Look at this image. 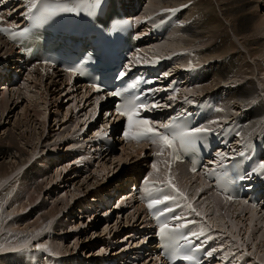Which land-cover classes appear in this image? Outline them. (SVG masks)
Returning <instances> with one entry per match:
<instances>
[{
	"label": "rangeland",
	"instance_id": "374dc122",
	"mask_svg": "<svg viewBox=\"0 0 264 264\" xmlns=\"http://www.w3.org/2000/svg\"><path fill=\"white\" fill-rule=\"evenodd\" d=\"M247 1H248V5H251L252 8L254 9V10L252 9L251 11L253 16L258 17V18L264 17L263 16L264 15V0H247ZM224 2L225 1L222 0L221 2L218 3L220 4L221 9L223 8V13L225 14L223 18H225L226 21H228L227 25H225V28L223 30L221 26L219 27L221 30L218 29L217 34L213 32L210 35L206 34V37L208 38L211 36V38H209L207 42L203 41L204 39L202 37H201L202 39L197 40V36L194 33L188 36L187 34L184 35V33H181V36L182 38H187L189 40L195 41L194 43L196 44L195 45L196 47H193L191 50L194 51L193 52L194 54L198 53L199 57H201L202 61L199 62V65H198L199 67L197 66V68L198 69L200 68V71L202 72V74L206 75L205 78L206 80H208L207 86L208 87L211 86L210 88L212 89L208 91L210 92L212 91L211 94H214L213 91H220V92H225V94H228L227 98H224V99H226L227 101V106L232 107L231 112L237 114L238 116H240V118L245 119V117L248 116L246 109L244 108L239 109L238 107L233 106V102H234L233 99L236 96L235 94L240 95L239 91L241 90V85H239L240 79H239V82H235L236 80H234V78H236V74H235L236 70L234 69V72L229 73L227 77H223V76L221 77V75L218 77L217 76L218 70L215 67L217 65H220V63L223 64V59L227 58L228 57L227 55L233 50L236 53L235 54L236 57L240 56L238 57V62H239L238 69L240 72L250 69V68L245 69V67H242L244 65H248L251 68L253 67L252 70L251 69L249 70L250 72H253L256 67L258 68V66L260 68L262 66L264 67V42H263L264 37H263V40H261L259 44L257 43L256 45L254 43L253 44L248 43V40H253L254 38H256V36L254 38L251 37V35L254 33L253 31H250L248 33H243L242 35L240 34L236 35L238 39H236L234 36L231 37L228 34H226V32L230 31L229 27H231L232 25L229 22L231 21V19L228 18V17H231V15L228 16L227 14V11H229V9L227 8V6H225ZM164 4H169L171 7L173 4H176L178 6L180 5L179 9H181V6H182L181 10L183 11V13L181 14L180 19L183 24L181 23V25H186V23L191 24V22L193 21L197 22V20H201V22L199 21L198 26H201L202 28H204L205 31H210V28L212 25L210 24V22L212 23L213 20L222 21V17L220 15L221 12L218 11L219 12V15H218V12L215 10L216 8H214V5H218V4H214V0H196V1L179 0V2H177L176 0H165ZM185 5H187V7H185ZM199 5L201 7H199ZM217 9L220 10L219 8ZM190 12H191V15H190ZM211 14L216 15V19H215V16H212ZM171 15L172 14L169 13L166 18L170 17ZM187 17H191L190 18L191 20L188 21ZM177 22L180 23L179 20ZM219 30H220V33H219ZM217 35H219V37L221 35L225 36V42L222 43V46L220 49H216L215 44L216 45L219 44L220 40L223 37L219 38L220 39L219 40ZM215 37L218 40H216ZM244 37H247L248 40L245 39ZM235 39L238 44V48L237 49L234 48L233 50L232 48H229L227 51L226 50L227 46L229 45L230 42H235L234 41ZM199 41L203 43H200ZM239 41L241 43L243 42L245 43L240 44ZM247 46H249L248 47L249 51L246 48ZM224 49L226 50V54H227L226 56H224L223 55L224 53H222ZM244 49L247 50L250 56L251 54L255 56L254 58L253 56H251L253 61L252 60L248 61V59L246 58L247 55L245 54ZM153 50L154 49L151 48L149 51H153ZM191 50L190 52H192ZM225 50L223 52H225ZM256 50L261 53L257 52L256 54L255 53ZM240 51H242L243 53ZM259 55L260 56L263 55V57L262 56L260 57ZM256 56L258 58L260 57L259 58L260 61L257 60L258 58H256ZM242 58L244 59V61L241 60ZM253 63L255 64V66ZM263 67L261 69L258 68L259 69L258 71L260 74L258 75L259 77L262 76V79H264V72L260 73V71L264 70ZM189 68L191 69V67ZM239 71H238V76L240 74ZM233 74L235 75V77ZM218 78L219 79L221 78L220 80L225 85H222L216 88L215 90V86L212 84H214V81H216ZM230 80H231V83H230ZM232 82H235V83H232ZM47 83L49 82L47 81ZM32 84H35V82H33ZM32 87H34V85ZM31 89L32 88H30L29 90ZM54 89L55 88H52V90ZM29 90L25 94H23L22 97L19 98L20 100L17 102V104H13L12 106H10L11 110L6 113V116H7L6 119L4 117L2 123L0 122L1 123L0 125V147L2 146H7V148L10 147V151L12 150V153H15L14 151H17L18 155H20L21 157L20 159L14 158V160L17 159L19 161L21 159L26 158L28 154L29 156H32L33 151L35 150L34 148L36 146L39 147L37 152L41 154H39V156L36 155L37 158L39 159L37 162L35 161V157L32 161V163L35 161L38 164L36 165V167L34 166V170L33 168H31L32 171L30 172V178L34 180H37L38 178L37 184L38 183L40 184V185L38 184L40 193H39L37 202L35 203V208L39 209L41 212L45 211V216L40 217L41 219L39 217L37 218L36 212L33 210L34 208L32 207L28 209L26 208V204L29 205V203H26V201H28V194L26 195L27 196L26 198H25V195L23 196V202L26 204L22 203V209L18 208V206L15 207L13 205V203L15 202L16 192L20 191L19 183H21V181L16 182L17 184L14 183L16 185L15 186L13 183H10V185H8L9 179L7 180L8 182L6 180L5 181L0 180V264H24L22 259H27L28 264H40L39 263L40 259L46 262H49L51 264V260L53 258H57L58 260L57 264H101L104 261L115 262V259H118L119 255L116 257L114 255L118 253L122 254L123 252L126 251L124 249L128 247V244L126 243V238L128 237L127 234L128 233L130 234L132 230L125 231L124 227L126 226L122 225V223L124 224V221L123 219H121V215L120 216L117 215V219H114L112 223L107 224L108 219L106 220V222L101 220L100 217L102 216H99V214H96L98 216H95L93 214H88V213L85 214V212H90L94 210L95 208L94 204L96 206L97 203L94 202L93 204L92 201L100 197L102 193H109L110 189L115 190L117 188L118 184L116 182H119L118 178H121L122 182H125V180L127 181L130 178L129 168H130V164H133V161L129 163L126 161V158H125V162L119 163L118 158L121 156L120 151L118 152V156L116 155L112 159H110V156L114 155V151L116 150L112 151V153H109L107 155L105 154L104 158L106 159L105 160L103 159L101 163H108V165H106L108 167L107 177L109 178V180H115L114 187L112 184H110V187L109 186L105 187L104 181H101L100 177H97L95 179V174L94 175L92 174L93 168H94L93 166L91 169H88L89 167L86 168L83 165V163L86 164L85 160H79L77 163L75 161L77 159H72L73 158L72 154L77 153V150L73 151L75 147L79 146L81 147L80 150L83 151L85 150V144H88L89 138L87 137L85 139L83 138L86 136L87 131L85 132V134L84 133L82 134V140H84V142L82 143L84 144L83 148H82V144L80 143L81 135L79 136V133L81 132L82 129H84V126L89 121L88 119L89 110H87L86 107L84 108L83 106H80L78 104L74 105L72 98L68 96L66 93H63L61 95L60 94L55 95L54 100H53L54 93L51 94L49 97V102H52V103L50 104V106H47L44 103V101L42 102L41 100H39V93H41V91L38 88L37 90H34V92L38 93V96L36 95L38 98L37 97L33 98L35 93H31L28 95V92H30ZM55 90L56 92H59V90H63V89H60V87H58ZM73 95L77 96L78 93H74ZM222 96L224 97V95ZM222 96L221 95L219 97L214 96V98L220 99V97ZM16 97L17 96L15 97L10 96L11 104L13 103L12 100L14 98H15L14 100L16 101ZM78 101H79V98H78ZM26 106L36 107L37 112L41 113L42 118L41 117L38 119L36 117L33 118V112H31L32 114L30 113L28 115V119H27L28 123H27V121L24 119L25 117H23L22 115V113L24 112L23 109ZM37 106H40V108H38ZM15 107L16 109H14ZM45 108L46 109L48 108V111H46ZM31 111H35V110L31 109ZM234 117L235 116H232V118H229V119L233 120L235 119ZM35 120H38V122L41 124L47 123L46 128H44L46 130L42 129V126L39 124L36 126ZM77 123H78V127H76ZM234 125H235V130H237L236 123L235 124L232 123L231 127H233ZM259 125L261 128L258 127ZM259 125H256V127H254L256 129L254 128L252 129L253 131L252 133L257 134L256 131H258L257 135L260 134L263 124L259 123ZM70 129H74V131L71 132L69 131ZM79 129L80 131H78ZM74 132L76 133L78 132V133L76 134ZM19 134H21L20 136L21 138H23L22 141L24 140L23 143H27L30 140L34 148L33 147L29 148L27 146H25L24 148H21L23 146L20 147L18 144L12 143V140L13 142L14 141H16V143L18 142L17 139L20 138ZM68 149H70L71 151ZM94 161H95V157H93L92 163ZM6 162L9 163L10 159L5 156L3 159H0V166L6 167L4 165V164H7ZM99 162L100 161H98V163ZM98 163H95L94 165L96 166ZM121 167L122 169H120ZM26 169H28V165L27 166L24 165V167L20 169L19 173L23 172ZM65 169L67 170L65 173H63ZM19 173L17 172L14 175H12L10 180H12L16 176V174L18 175ZM96 180L99 183H97ZM12 184L13 186H11ZM87 187L89 188L87 189ZM108 187L109 189L107 190ZM76 189H78V192H80L81 194L84 193V195H82L81 198H79V194L76 191ZM24 191H27V190H24ZM72 196H75L74 200H72ZM49 208L53 210V214H48L49 213L48 211L50 210ZM85 208L87 210L83 211V209ZM81 210L84 212V215L82 216L79 214ZM247 214H244V217L246 219L250 215V214L248 215ZM114 218H116V216H114ZM218 219H213L217 227L219 223H221V218H218ZM125 222H127V220ZM263 227H264V224L262 225L261 228L263 229ZM220 229L225 230V228H222V227H220ZM103 230H106V232ZM224 235H225V240L227 237H230V238L232 237V236L227 235L225 232H224ZM131 236H133V233H131ZM76 238H77L76 240L77 247H75V242H74V239ZM231 243H233V240ZM38 244L45 245L46 248L49 249V251L37 250L36 246ZM112 248L114 249L112 250ZM128 249L129 248H127V250ZM111 250L114 253L110 252ZM235 251L238 252L237 249H235L234 252ZM258 252L259 253L261 252L260 253L261 255L264 254V248L260 249ZM121 261H123V259H119L118 264H123L121 263ZM231 261L234 264H238V256L233 258V260ZM250 262H251L250 264L253 263L252 260Z\"/></svg>",
	"mask_w": 264,
	"mask_h": 264
},
{
	"label": "bare ground",
	"instance_id": "6f19581e",
	"mask_svg": "<svg viewBox=\"0 0 264 264\" xmlns=\"http://www.w3.org/2000/svg\"><path fill=\"white\" fill-rule=\"evenodd\" d=\"M19 1L20 2H23L24 0H19ZM128 1L131 2V3H133L136 0H128ZM176 1L179 2V0H176ZM189 1H191V0H189ZM194 1H196V0H194ZM221 1L222 0H214V4H218ZM224 1H225L224 2L225 3V6H227V8L229 9V11H227V14H228V16L231 15V17H228V18L231 19V21H229V22L232 25V26L230 25L231 27L228 26L230 28L229 29L230 31L226 32V34H228L231 37L234 36L236 39H238L236 37V35H239V34L242 35L243 33H248L250 31H253L254 33L251 35V37L254 38L256 36V38H254L253 40H248L247 37H244V38L248 40V43L249 44H253V43L256 44V45H257V43L259 44V42L261 40H263V37H264V17H259L258 18V17L253 16L252 15V12H251L253 8H252L251 5H248V1L247 0H224ZM144 2L145 3L143 5V7H142V11H143L142 13L145 16H147L149 14H153V16L155 17V19L157 21V25H156V27L153 30V35H155L159 39L153 45H150V46L153 47V46L156 45L154 47V49H155L154 51L158 55H168V54L171 53V56H172V57L170 56L171 57V59L169 60L170 67L167 68L166 74L168 76H175L174 73H176L177 71H182V68H184V67L187 70V66L188 67H192V65H193L194 72L197 75V77L200 79V81H198V82L199 83H203L204 82V83H203V85H197L196 84L195 87L192 85L190 89L188 88L189 89L188 91L190 92L191 96L194 97V98H191V99H193V103L192 104H195L199 98H202L201 101H203V99H204L206 103H209L210 102V99L207 96V94L208 93L211 94L212 91L211 92L208 91V90L211 89L210 88L211 86L210 87L207 86L208 85V80H206V78H205L206 75L205 74H202V72L200 71V68L198 69L196 67V66L199 65V62L202 61L201 60V57H199V54L198 53L197 54H194L193 53L194 51L191 50L193 47H196L195 46L196 44L194 43L195 41L189 40L187 38H182L181 33H184V35L187 34V36L194 33L197 36V40L203 38L204 39L203 41H206L207 42V40L209 38H211V36L208 38V37H206V34H209L210 35V34H212V32L217 34V30L220 29L219 27L222 26V30H223L225 28V25H227V22L228 21H226V19L223 18V16L225 15L223 13V8L221 9L220 4L214 5V8H216L215 10L217 12L218 11L221 12L220 15L222 17V21H214L213 20L212 23L210 22V24L213 25V27H212V25H211V28L209 27L210 28V31H211L210 32V31H205L204 28H202L201 26H198L199 21L201 22V20H197V22L193 21V22H191V24H187L186 23V25H181L182 22L181 21H180V23L177 22L178 21V19H177L178 17L177 18L175 17L173 19L174 22L171 23V20L172 19L170 17L166 18L169 13L165 12L164 10H166V9H179L180 8L179 7L180 5L178 6L176 4H173L172 7H171L169 4H164L165 0H144ZM199 7H201V6L199 5ZM217 8H219L220 10H218ZM181 9H182V6H181ZM219 12H218V15H219ZM192 14H194V13H192ZM198 14H199V12H198ZM190 15H191V12H190ZM212 16H215V19H216V15L213 14ZM190 18L191 17H187L188 21L191 20ZM205 19H206V17H205ZM194 20H196V19H194ZM217 20H218V18H217ZM210 24H208V25H210ZM196 26H198V27H196ZM177 27H179V28H177ZM161 28H163L164 30H161L160 31ZM220 30H219V33H220ZM231 32H232V34H231ZM219 35H217L218 36V39L219 38H222V37L223 38L221 40L219 39L220 40V43L219 44L216 45L215 44L216 42L214 43L216 49H220L221 46H222V43L225 42V36L224 35L223 36L221 35L219 37ZM257 35H259V36H257ZM218 39L216 38V40H218ZM236 39L234 40L235 42H230L229 43V45L226 48L227 51H228L229 48H232V50L234 48L235 49L238 48V44L236 42ZM212 40H214V39H212ZM216 40H214V41H216ZM263 42H264V40H263ZM200 43H203V42H200ZM239 43L240 44H243L245 42L241 43L239 41ZM5 47H6L5 43L0 41V58L2 57V55H4L6 53L7 48H5ZM248 47L249 46L246 47L247 50H248ZM251 48H253V47H251ZM260 48H261V46H260ZM190 50L192 52H190ZM226 50H225V52L222 51V53H224L223 54L224 56L227 55L226 54ZM247 50L244 49V52L247 55V57L246 56H244V57H246L248 59V61H250V60H252L251 56H253V54H251V56H250L249 53L247 52ZM146 51L141 52V55H143V56L149 55L150 57H154L155 56V55H152V54H148ZM162 51L164 52V54L161 53ZM186 51L188 52L187 53V57L184 58L182 56V52H186ZM240 52H242V51H240ZM257 52H259V51L256 50L255 53L257 54ZM259 53H261V52H259ZM235 54L236 53L233 50L232 52H230L227 55L228 56L227 58H224L223 59V64L220 63V65H217L216 67L215 66L214 67L217 68V70H218V73H217V76L218 77L220 75H221V77L222 76L223 77H227L229 75V73L234 72V69L236 70V73H235L236 74V78H234V80H236L235 82H239V79H240L239 85H241V90L239 91V94L240 95L235 94L236 96L233 99L234 100L233 106L234 107H238L239 109H242V108L246 109L248 116H246L245 119H244V118H240V116H238L237 114L231 112V108L232 107L227 106V101L222 96V95H224L223 93H225V92L213 91L214 92V96H218L219 97L221 95L222 97H220V99H215L214 98L211 101H216V104L217 105L220 104V106L222 107V109L224 111H221L219 114H216L215 116H213L211 114L209 116V118H210V120H218L220 122L219 125H218L219 126V130L222 133H225V132H227L229 130V128H234L235 127V125L233 127H226L225 126L226 125V120H229V118H232V116H235L234 118L236 120L235 119H233V120L230 119V120L232 121L233 124L236 123L237 124V127L239 126V128H237V130L234 131V136H231V139L229 140L230 143H227V145L229 147L228 150H232V151L233 150H238V148L241 147V150L242 151H246L249 147H252L254 145L255 140H258V142H262V143L264 142V129H263L264 128V96L261 95L262 93H264V79H262V76L259 77L260 74H259V71H258L263 66L261 68L258 66L259 69L256 67L253 72H250L249 70L250 69L252 70L253 67L251 68L248 65H244L242 67H245V69L246 68H250V69L249 70H246V71H241L240 72L239 69H238L239 68L238 67V63H239L238 62V57H240V56H237L236 57ZM204 55H206V54H204ZM261 56L263 57V55H261ZM173 57H174V60H173ZM241 57H243V56H241ZM254 57L255 56H253V58ZM256 58H258V57L256 56ZM259 58L257 60H259ZM241 60L244 61L243 58ZM243 61H242V63H243ZM244 64H245V62H244ZM258 65H260V64H258ZM250 66H252V65H250ZM254 66H255V64H254ZM242 67H241V69H242ZM190 70L191 69L189 68V71ZM238 71L240 73L239 76H238ZM261 72H264V70L263 71H260V73ZM44 76H46V78H44ZM47 76L48 75H43V74H37V73H35L33 75V80H31V82H28V83H26V84H24L22 86H19L16 91L15 90L12 91V92L9 91V93H7L5 91L6 89H4V88H6L5 83H1V87H0V97H1L0 98V122L2 123L4 117L6 119V117H7L6 116V113L11 110L10 109V106H12L13 104H17V102L20 100L19 98L22 97V95L25 94L30 88H32V89L29 90L30 92H28V95L31 94V93H35V95L33 96V98L34 97H37L38 96V93L37 92H34V90H37V88H38L41 91V93H39V100H41L42 102L44 101V103L47 106H50V104L52 103V102H49V97L53 93H54L53 94V97L55 95H58V94L61 95L63 93H66L68 96H70L72 98V101H73V104L74 105L78 104V105L81 106V104H79L80 101H78L77 96H74L73 95L74 93H78V94L81 93V90H80L79 87H77L76 89H72L71 87L63 86V83H62L63 75L61 73H58L57 76H54V75H49L48 77ZM213 77H215V76H213ZM234 77H235V75H234ZM220 79L218 78L216 81H214V84H212V85L215 86V90H216V88H218V87H220L222 85H225ZM47 81L49 83H47ZM33 82H35V84H32ZM235 82H232V83H235ZM183 83H184V86L183 87H185V85L189 83V79L187 78L185 81H183ZM227 83H226V85H227ZM230 83H231V80H230ZM33 85H34V87H32ZM58 87H60V89H63V90H59V92H56L55 89L58 88ZM52 88H55L54 89L55 92H54V90H52ZM1 90H3V91H1ZM169 95H173V93H169ZM10 96L11 97L17 96L16 97V101L14 100L15 98L12 100L13 101L12 104H11ZM54 99H55V97L53 98V100ZM59 99H60V97H59ZM246 102H247V104H246ZM34 104H35V102H34ZM73 104H72V106H73ZM30 107L31 106H26L23 109L24 112L22 113V115H23V117H25L24 119L27 121L28 115L31 112H33V118L34 117H36L37 119L40 118L41 117V113L37 112L36 107H33V106L31 108ZM37 107L40 108V106H37ZM83 107L85 108V106H83ZM14 109H16V107ZM31 109H33L35 111H31ZM86 109H87V107H86ZM45 110L48 111V108L47 109L45 108ZM74 110H76V109H74ZM43 115H45V114H43ZM67 115H68V113H67ZM218 116H220V117H218ZM85 117H86V115H85ZM1 123H0V125H1ZM24 123H25V121H24ZM27 123H28V121H27ZM222 123H223L224 126L222 125ZM259 123H262L263 126H262V129H261V132L259 131L260 134L258 135V139H255L254 133H252L253 132L252 129L254 127H256V125H259ZM35 124H36V126L38 124L41 125L42 126V129H44V128H46V124L47 123H42L41 124V123L38 122V120H35ZM24 126H26V125H24ZM212 126H215V124H212ZM76 127H78V123L76 124ZM258 127H260V125ZM44 130H46V129H44ZM256 132L258 134V131H256ZM74 133H76V132H74ZM80 133H79V136H80ZM84 134H85V132H84ZM257 134H255V135H257ZM20 135L21 134H19V136ZM238 135H241V136H238ZM81 136H82V134H81ZM20 138H21V136H20ZM19 139H17V141H18L17 143H16V141L13 142V140L12 139L11 140H12V143L18 144L20 147L23 146L21 148H24L25 146H27L29 148H32L33 147V145L30 142V140L27 143H23V141H24V140L22 141L23 138H21L20 140ZM4 140H6V139H4ZM4 140H3V142H4ZM67 141H69V140H67ZM245 144H247L248 147H244ZM83 145L84 144H82V148H83ZM89 145L90 144H85V150H83V151L80 150L81 147H79V146L75 147L73 149V151H76L77 150V153H73L72 154V157H73L72 159H77V160H75L77 163H78L79 160H86V164L87 165L85 163H83V165L86 168L89 167L88 169H91L92 166L94 167L92 174L93 175L95 174V179L97 177H100L101 178V181H104L105 187H107V186L110 187V184H112L113 187H114L115 180H109V178L107 177V175H108V167L106 165H108V163H101V161H103V159L105 160L106 158H104V155H103L99 159L100 162L95 166L94 164H95V162H96V160L98 158L96 156V152L95 153H92V152H90V150H88ZM38 148H39L38 146H36L34 148L35 150L33 151V155L32 156H29V154H28L26 158L21 159L19 161L17 159L14 160V158L20 159V157H21L20 155H18V152L17 151H14L15 153H12V150L10 151V147L9 148H7V146L0 147V159H3L5 156L10 159V162L9 163L6 162L7 164H4L6 167L0 166V177H1L0 180H2V181H5L6 180L7 181L9 179V182L7 181L8 182V185H10V183H13L14 184V183H16L18 181H21V183H19L20 186L18 185L20 187V191L16 192L15 202L13 203V205L15 207L18 206V208L22 209V203L23 204L29 203V205L26 204V208L27 209L28 208H31V207L34 208L33 210L36 212L37 218L38 217L40 218V217L45 216V211L44 212H41L39 209H36L35 208V203L37 202V199H38V196H39V193H40V190H39V185L40 184L39 183H38L39 185L37 184L38 178H37V180H34V179H31L30 178V172L32 171L31 168H33V170H34V166L36 167V165L38 164L36 162L39 160L37 158V156H39V154H41V153H38L37 152L38 151ZM91 149H92V151H94V147H91ZM68 150H70V149H68ZM140 154H141L140 152H137V153H129V151H123V154L118 158V162L119 163L125 162V158H126V161L129 162V163L131 161H133V164H130V168L131 169L129 168V170H130L129 177L130 178H132L136 174L137 169H139V165H138V162H137V158L136 157L139 156ZM34 157H35V161L36 162L34 161L32 163ZM93 157H95V161L92 163ZM16 162H17V164H16ZM77 163H76V165H77ZM24 165H26V166L28 165V169H26L23 172L19 173L20 172V169L22 167H24ZM140 168H142V167H140ZM120 169H122V167ZM66 170L67 169H65L63 173H65ZM179 170L182 172L183 171V168L180 167ZM17 172L19 174L18 175L16 174V176L12 180H10L11 176L14 175ZM112 175H114V174H112ZM181 180H183L182 181V184L185 187H188L189 186V183L191 182V181H188L187 182L184 179H181ZM51 181H52V179H51ZM118 181L119 182H116V183L118 185L119 184L122 185L121 184V182H122L121 181V178H118ZM96 182L99 183L97 180H96ZM192 183L194 184L193 181H192ZM13 184L11 186H13ZM109 187L107 188V190L109 189ZM88 188L89 187H87V189ZM24 190H27V191H24ZM191 190H194L195 191L194 192V196L200 195V197H202V201H206L207 200L204 197L207 194V192H208L207 189H205L204 193H202L199 188H197V189L192 188ZM15 191H16V189H15ZM76 191L78 192V189H76ZM118 191H120V192H118ZM77 192H75V193H77ZM117 192L118 193H121V190L118 189ZM27 194H28V201H26V203H24L23 202V196L25 195V198H26L27 197L26 196ZM78 194H79V198H81V196L84 195V193L81 194L80 192H78ZM126 194L127 193H123L120 196H126ZM105 198L107 199V201L109 203L110 200H111V194L110 193H102L100 195V197H98V198H96V200L92 201L93 204H94V202L97 203L96 206L94 204V207H95V208L93 207L94 210H92L90 212H85V214L88 213V214H93L95 216H98L96 214H99V216L106 215L104 206H106L108 203L105 202ZM207 198L209 199V202L211 201V203L214 204V206H212L211 208H209L210 206H206L209 202H204V203H199L198 202L199 205H200V207H201V209L202 210L204 209L205 212H209V216L212 215L214 217L212 219L221 218V223L217 222V223H219V225H218V228L219 229H220V227L225 228V230L224 229L223 230H224V232L227 235H229V233H231V235H229V236L238 235L239 238H240V240L243 241V249H238L236 247H230V245H234L236 243V241H233V243H231L232 242V239L230 237H227L226 240H225V236H224L220 240V243H219V245L217 247L218 249H220V248L222 249V252L220 254V257L218 258L217 264H226L225 262H226L227 259L233 260V258H235L237 256H238V264H250L251 263L250 262L251 260L253 261L252 264H255L256 262H259V264H262L261 261H264V254L261 255L260 254L261 252L259 253L258 251L260 249L264 248V227H263V229L261 228L262 225L264 224V206L263 207L253 208V207L247 206V205H245L243 203H237V204H234V205H228L227 206V205L223 204L222 201L220 199H218L215 195L209 194L207 196ZM74 199H75V196H72V200H74ZM203 204H204V206H203ZM49 209L50 210L48 211L49 212L48 214H53V210H51V208H49ZM86 210H87L86 208L83 209V211H86ZM46 211H47V209H46ZM83 211L81 210V212L79 213L81 216L84 215V212ZM101 212H103V213H101ZM246 212L248 214H250L249 217H247V219L244 217V214H247ZM117 215L120 216L121 214H118L117 213ZM119 216H118V218H119ZM49 218H50V216H49ZM125 218L127 220V222H125L126 228L129 225H131L132 228H134V227L136 228V226H137L136 225V215L134 214V212L132 214L128 213ZM100 219L103 220V221H105V222L107 220V219H104L103 217H100ZM112 221L113 220H111L110 218H108V221L107 222L111 223ZM124 229H125V227H124ZM103 231L106 232V230H103ZM134 232H136V231L135 230H132L130 232V234L128 233L127 234L128 237L126 239L132 238L134 236ZM131 233H133V236H131ZM76 240H77V238L74 239L75 247H77V243H76L77 241ZM126 243L128 244V247L127 248H129V249L127 250V248H126V249H124L126 251L123 252L122 254L118 253V254L114 255L115 257L119 255V258L118 259H115V262H113V263L118 264V260L119 259H123V261H121V263H123V264H129L130 262L127 259H133L134 261L137 262V264H145L146 262L144 260L138 259L137 254L134 252V244L133 243H130V242H127V240H126ZM253 245L255 246V251H253ZM235 249H237L238 252L237 251L234 252ZM243 251L250 252L251 255L244 256L242 254ZM233 253H235V255H233ZM236 253H238V254H236ZM231 260L228 261L227 264H234ZM39 263L40 264H46V263L47 264H50L49 262H46V261H44L42 259L39 260ZM130 264H134V263H130Z\"/></svg>",
	"mask_w": 264,
	"mask_h": 264
},
{
	"label": "snow or ice",
	"instance_id": "6c2138e0",
	"mask_svg": "<svg viewBox=\"0 0 264 264\" xmlns=\"http://www.w3.org/2000/svg\"><path fill=\"white\" fill-rule=\"evenodd\" d=\"M24 3L27 5V10L22 15L34 24H43L61 14L79 16L83 13L88 17H93L96 15V10L102 7L101 0H63V2L61 0H24ZM164 11L175 14L177 9H166ZM121 30L122 25L120 23L111 25L110 31L118 34ZM28 32V28L17 31L0 27V33H3L12 41L25 37ZM49 63L52 62L45 61V64ZM84 63H87V59L81 62V64ZM65 71L71 76L86 75L81 66L69 67ZM125 75L126 71L122 70L117 79H123ZM90 86L98 93L103 91L102 86L99 84L93 83ZM175 91L173 89V92ZM148 92L150 94L152 90L150 89ZM106 95L120 99L114 109V113L126 118V129L123 132V138L126 140L134 139L137 142L156 146L158 151L153 153L155 156H162L167 151L172 160H180L183 154L195 153L198 144L202 143L208 135L214 134V129L211 127L203 125L192 126L191 121L187 118L188 114L184 112L169 117L167 121H155L149 117L141 116V112L171 107V105L160 104L158 101H148L143 93L125 95L122 91H111L107 92ZM261 95L264 96V93ZM168 98L176 100L177 96L174 94ZM185 103L192 104L193 101L186 97ZM216 111L224 110L217 108ZM219 123L218 120L210 121V124L219 125ZM101 134V132L97 133L98 136ZM244 147H248V145L245 144ZM233 151L235 152V150ZM239 155L244 156L245 153L240 152ZM217 156L220 159L219 167L224 170L212 169L205 175L215 177L216 187L224 193L225 202H231L236 199L232 195L231 185L237 181L251 180L253 175L264 176V161L258 163L251 171H245L242 175L232 176L227 165L224 164L225 160L232 159V157L223 153H217ZM212 163L216 164L217 161H212ZM151 167L154 172L159 171L156 163H153ZM170 168L171 165H169ZM190 170L193 173L197 172L195 163H193V167ZM143 184L147 209L158 225L157 235L160 240V246L164 249L161 254L169 261V264H177V261L185 262V264H203L202 259L197 256V253L201 251H204L205 256L212 257L215 249L207 251L204 249V244L211 237L206 234L203 227L198 230L190 227L194 221L187 219L190 214L194 213L195 216H201V213L196 211L192 203L188 201L186 193L173 183L171 173L169 172V176L160 187L155 186L156 181L151 176L146 178ZM244 203L248 202L244 201ZM252 207L255 208L256 205L253 204ZM231 238L236 243L230 245V247L243 249V241L240 240L238 235H233ZM197 240L201 242L199 244L195 243ZM36 247L37 250L49 251L43 244H38ZM253 251H255L254 245ZM242 254L244 256L251 255L247 251H243Z\"/></svg>",
	"mask_w": 264,
	"mask_h": 264
}]
</instances>
